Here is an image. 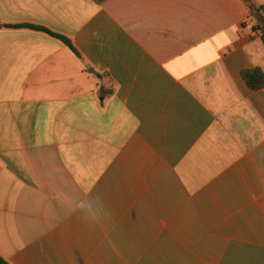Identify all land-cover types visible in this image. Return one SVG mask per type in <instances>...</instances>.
I'll use <instances>...</instances> for the list:
<instances>
[{"label":"crops","instance_id":"crops-1","mask_svg":"<svg viewBox=\"0 0 264 264\" xmlns=\"http://www.w3.org/2000/svg\"><path fill=\"white\" fill-rule=\"evenodd\" d=\"M0 24L4 259L264 264V88L242 77L264 43L243 0H0Z\"/></svg>","mask_w":264,"mask_h":264},{"label":"trees","instance_id":"trees-1","mask_svg":"<svg viewBox=\"0 0 264 264\" xmlns=\"http://www.w3.org/2000/svg\"><path fill=\"white\" fill-rule=\"evenodd\" d=\"M243 1L245 2L246 6L250 10L252 18L257 21L256 26L262 33V41L264 43V8L261 6H258V4L255 2V0H243ZM9 26L10 27H28V28L47 32L50 35L63 40L68 46H70V48L72 50L76 51L74 49V47L72 46L69 39H67L66 37H64L62 35L54 33V32H52V31H50L44 27L35 26V25H28V24H26V25H15V26L9 25ZM3 27H4V25L0 24V29H2ZM242 77L250 89L260 90V89L264 88V72L260 68L244 70L242 72ZM106 93L110 94L111 91L106 92ZM0 264H10V263L0 255Z\"/></svg>","mask_w":264,"mask_h":264}]
</instances>
